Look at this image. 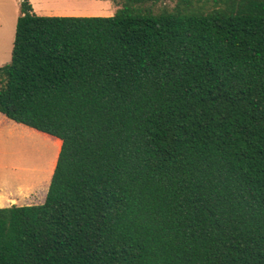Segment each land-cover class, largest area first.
Here are the masks:
<instances>
[{
  "label": "trees",
  "instance_id": "obj_1",
  "mask_svg": "<svg viewBox=\"0 0 264 264\" xmlns=\"http://www.w3.org/2000/svg\"><path fill=\"white\" fill-rule=\"evenodd\" d=\"M213 1L20 0L0 112L61 145L0 264H264V0Z\"/></svg>",
  "mask_w": 264,
  "mask_h": 264
},
{
  "label": "rangeland",
  "instance_id": "obj_2",
  "mask_svg": "<svg viewBox=\"0 0 264 264\" xmlns=\"http://www.w3.org/2000/svg\"><path fill=\"white\" fill-rule=\"evenodd\" d=\"M39 15H111L117 8L113 0H28ZM177 0H144L154 11L172 8ZM213 0H205L212 7ZM20 0H0V66L11 57ZM0 113V200L11 204L43 202L55 166L61 140ZM43 185V186H41ZM42 187V188H41ZM4 207V206H3Z\"/></svg>",
  "mask_w": 264,
  "mask_h": 264
},
{
  "label": "crops",
  "instance_id": "obj_3",
  "mask_svg": "<svg viewBox=\"0 0 264 264\" xmlns=\"http://www.w3.org/2000/svg\"><path fill=\"white\" fill-rule=\"evenodd\" d=\"M15 30V29H14ZM13 38H14V36H13ZM1 113V112H0ZM2 114V113H1ZM3 115V114H2ZM6 117V116H5ZM9 119V118H8ZM10 121H12L13 122V120H11V119H9ZM15 122V121H14ZM16 124H17V122H16ZM1 199H3L2 197H0V200ZM14 202H16V199H14V198H12V199H10V201L9 202H5V203H1L0 202V207H5V206H9V205H11V203H14Z\"/></svg>",
  "mask_w": 264,
  "mask_h": 264
},
{
  "label": "bare ground",
  "instance_id": "obj_4",
  "mask_svg": "<svg viewBox=\"0 0 264 264\" xmlns=\"http://www.w3.org/2000/svg\"><path fill=\"white\" fill-rule=\"evenodd\" d=\"M60 140V139H59ZM59 140H58V143H59Z\"/></svg>",
  "mask_w": 264,
  "mask_h": 264
}]
</instances>
